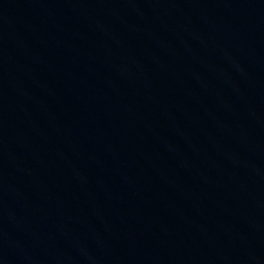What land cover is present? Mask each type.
<instances>
[{
    "label": "water",
    "instance_id": "95a60500",
    "mask_svg": "<svg viewBox=\"0 0 264 264\" xmlns=\"http://www.w3.org/2000/svg\"><path fill=\"white\" fill-rule=\"evenodd\" d=\"M0 264H264V0H0Z\"/></svg>",
    "mask_w": 264,
    "mask_h": 264
}]
</instances>
